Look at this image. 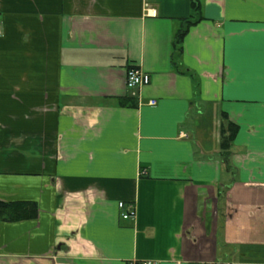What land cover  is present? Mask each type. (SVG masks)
<instances>
[{
  "label": "crops",
  "instance_id": "crops-1",
  "mask_svg": "<svg viewBox=\"0 0 264 264\" xmlns=\"http://www.w3.org/2000/svg\"><path fill=\"white\" fill-rule=\"evenodd\" d=\"M191 2L0 0V264H264V0Z\"/></svg>",
  "mask_w": 264,
  "mask_h": 264
},
{
  "label": "trees",
  "instance_id": "trees-1",
  "mask_svg": "<svg viewBox=\"0 0 264 264\" xmlns=\"http://www.w3.org/2000/svg\"><path fill=\"white\" fill-rule=\"evenodd\" d=\"M201 0H192L191 2V17L194 18L196 15L201 16ZM201 18V17H200ZM188 25L193 24V20H187ZM187 33V29H182L176 36L173 47L174 50L178 53L182 49V43L185 34ZM237 132V127L232 124H228V126L222 130V148L225 151V155L228 156V149L230 143L233 141V138ZM225 198V194L223 192L220 193L219 199L223 201ZM37 210V206L35 203H26V202H5L0 200V218L8 221L21 220L25 218H29L34 214ZM224 217H222V220ZM223 222V221H222Z\"/></svg>",
  "mask_w": 264,
  "mask_h": 264
},
{
  "label": "built area",
  "instance_id": "built-area-1",
  "mask_svg": "<svg viewBox=\"0 0 264 264\" xmlns=\"http://www.w3.org/2000/svg\"><path fill=\"white\" fill-rule=\"evenodd\" d=\"M148 14L154 15L155 10L148 8ZM1 34V31H0ZM151 82V76L148 72L142 70L140 67L136 65H131L127 69L126 73V83L128 88H137V87H143ZM151 105L156 104L155 100H151L149 102ZM147 170L141 169L140 175H146ZM119 208L122 210L121 214L124 219L134 218L136 215V209L135 204L133 202H119ZM126 264H156L153 260H130ZM215 264V263H211Z\"/></svg>",
  "mask_w": 264,
  "mask_h": 264
}]
</instances>
